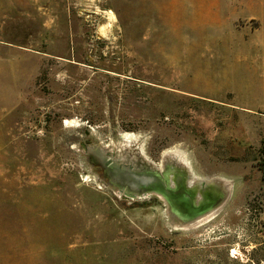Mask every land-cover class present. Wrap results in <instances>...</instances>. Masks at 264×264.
Returning a JSON list of instances; mask_svg holds the SVG:
<instances>
[{
	"label": "rangeland",
	"instance_id": "1",
	"mask_svg": "<svg viewBox=\"0 0 264 264\" xmlns=\"http://www.w3.org/2000/svg\"><path fill=\"white\" fill-rule=\"evenodd\" d=\"M262 168L264 0H0V264H264Z\"/></svg>",
	"mask_w": 264,
	"mask_h": 264
},
{
	"label": "bare ground",
	"instance_id": "2",
	"mask_svg": "<svg viewBox=\"0 0 264 264\" xmlns=\"http://www.w3.org/2000/svg\"><path fill=\"white\" fill-rule=\"evenodd\" d=\"M115 19V18H114ZM121 138L124 140L125 143H133L135 141L136 138H133L131 136H129L128 134L124 133L121 135ZM129 145V144H128ZM143 150V149H142ZM139 152V151H138ZM177 152V151H176ZM145 153V152H143ZM183 152H178L175 153L177 154L179 161L181 162L180 164L183 165V168L185 169L184 172L182 173V180L175 183L173 182V187L175 188V194L179 200L180 203H183L185 205H191L192 203V195L190 192V189L188 188V185H193L197 188H201V186H203V184L208 183L209 186L213 181H210V179L208 180L207 178H205L204 180L199 177L198 175L195 174V172L192 169L191 166V162L189 163L185 156L182 154ZM171 154V153H170ZM174 154V155H175ZM165 160V159H164ZM164 162V161H163ZM177 162V161H176ZM152 164V163H151ZM180 169V168H179ZM190 179V181H189ZM212 179V178H211ZM226 181V180H225ZM172 182V181H171ZM186 182H191V184H186ZM229 187V186H228ZM230 189V188H229ZM164 199V198H163ZM212 199V198H211ZM208 200V199H207ZM206 199H204V202L206 203H211L209 201H207ZM217 214V213H216ZM212 218V217H211ZM234 253V252H233ZM232 256V255H231ZM235 258V257H234Z\"/></svg>",
	"mask_w": 264,
	"mask_h": 264
},
{
	"label": "trees",
	"instance_id": "3",
	"mask_svg": "<svg viewBox=\"0 0 264 264\" xmlns=\"http://www.w3.org/2000/svg\"><path fill=\"white\" fill-rule=\"evenodd\" d=\"M262 172H263V179H264V168H262Z\"/></svg>",
	"mask_w": 264,
	"mask_h": 264
}]
</instances>
